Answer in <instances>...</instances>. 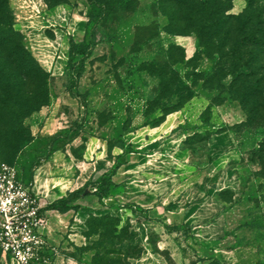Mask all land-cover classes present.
<instances>
[{"label": "rangeland", "instance_id": "rangeland-1", "mask_svg": "<svg viewBox=\"0 0 264 264\" xmlns=\"http://www.w3.org/2000/svg\"><path fill=\"white\" fill-rule=\"evenodd\" d=\"M24 1L9 0L15 28L25 36L49 80L46 105L22 122L32 140L12 158L0 157V163L17 169L23 184L30 188L36 165L52 152L67 150L79 159L85 145L108 147L109 171L116 161L124 162L125 155H110V151L118 153L115 143L121 140L125 146L132 144V153L154 154L151 159L155 162H165L171 155L174 162L200 165L192 173L187 169L179 172L183 180L196 186H210L218 178L231 183V175H236L244 194L242 201L220 211L223 235L214 241L201 237L208 222L203 215L214 206L198 208L200 218L191 225L195 230L187 225H164L166 206L145 213L129 207L131 203L109 206L106 214L118 223L91 221L88 232L79 239L78 249L89 248L83 256L86 261L94 251L121 252L127 241L133 240L141 248L137 258L126 260L116 254L106 258L114 264H223L213 249L249 241L255 237V227L262 225L257 245L261 251L257 256H262L249 259V254L243 253L239 257L264 264V45L242 44L237 50L230 38L221 41L218 37L204 48L193 33H167V17L161 11H168V6L158 0H43L47 7L65 1L73 18L69 25V20H59L55 14H43L44 5L42 9L26 7ZM214 3L224 15H236L245 8L244 0ZM254 7L252 23L259 29L264 0H257ZM89 14L91 23L83 40L86 54L70 59L71 35L67 31L79 38V25ZM221 63L234 68L238 80L231 88L230 77L217 74ZM171 72L192 94L185 103L173 92ZM167 82L171 91L163 92ZM171 105H182L172 112L175 121L163 124L164 117L153 130L157 126L151 125L162 109ZM176 124L179 129L166 127ZM182 131L187 136L198 135L185 141ZM206 132L208 140L200 141ZM116 156L118 160H114ZM219 196L228 201L231 195L221 192ZM122 226L130 236L118 233ZM63 253L79 255L76 250ZM0 264L13 263L0 252Z\"/></svg>", "mask_w": 264, "mask_h": 264}, {"label": "crops", "instance_id": "crops-1", "mask_svg": "<svg viewBox=\"0 0 264 264\" xmlns=\"http://www.w3.org/2000/svg\"><path fill=\"white\" fill-rule=\"evenodd\" d=\"M24 5L26 7L32 6V8L37 5L39 9H42L44 5L43 14L47 16L55 14L59 20H69L68 25L71 19L73 22L71 7L65 1L47 7L43 0H25ZM79 26L80 29L77 32L80 34L79 38H75L72 31H67L75 42L82 38L84 23ZM174 114L166 115L163 124L166 121L168 124L175 121V118H172ZM166 127L176 129L178 124ZM156 129L158 126L153 128V130ZM181 135L187 136L184 131ZM158 138L161 137L158 136ZM181 142L182 140H179V143ZM128 145L133 147L132 144ZM117 150V154L110 151V155L120 154L121 149L118 148ZM153 155L148 152L147 154L138 152L126 154L124 163L111 177L115 187L110 190L102 203H99L92 194L83 195L70 204L77 206L76 210H68L63 213L42 209L52 201L64 197L67 193L80 189L89 178L96 179L106 173L110 167V161L107 158V146L99 144V146L95 145L94 148H89L85 145L79 159L73 158L67 150H57L36 165L29 189L41 208L40 211L44 218L41 232L48 248L46 252L51 256L52 264H88L90 256H88L87 261L83 257L86 255V251L80 255L66 254L63 251L72 250L74 252V248L80 247L79 239L86 231L85 220L89 215L95 217L104 215L109 212V206L116 204L131 203L147 210V212L158 207L164 208L169 204L174 206V209L166 210L164 208L165 212L162 216L164 225H187L190 226L191 230H195L191 225L195 224V220L201 215L198 208L214 206L215 209H206L207 212L203 215L204 221L208 222L202 229L203 232L201 231L203 233L201 237L204 240L214 241L223 235L224 217L220 211L224 206H231L242 201L244 195L238 177L231 175V183H226L227 180L222 183V180L218 178L217 182L210 186L204 187L200 183L199 186H196L197 183H188V180H183V176L179 173L185 169H187L185 171L190 170L187 173L196 171L194 165L186 161L185 164L182 163L184 160L179 163L174 162L171 155L168 156L169 159H164L165 162H155L151 159ZM160 155L162 156V154ZM85 191L87 192V189ZM221 192H229L230 200L223 201L219 196ZM259 205L260 202H258ZM261 218L263 219L262 213ZM262 227V225L255 227V237L249 241L242 244L235 243L234 246L226 249H213V253H219L218 258L223 264H254L252 260L242 261L239 255L248 253L249 259L262 256H257V253L261 252L257 245L260 244L258 233ZM193 233L191 232V234ZM258 263H263V261Z\"/></svg>", "mask_w": 264, "mask_h": 264}, {"label": "trees", "instance_id": "trees-1", "mask_svg": "<svg viewBox=\"0 0 264 264\" xmlns=\"http://www.w3.org/2000/svg\"><path fill=\"white\" fill-rule=\"evenodd\" d=\"M86 1L92 2V0ZM244 1V10L236 15H224L223 10L218 5H215L214 0H158V3L168 6V11H161V14L167 17V33H193L197 43L204 48L213 39L218 37H220L221 41H228L227 39L230 38L235 44V49L238 50L242 44L254 46L264 45V15L262 17L261 14L258 15L260 21H258L257 26H259V29H256V24H253L252 21L256 17L254 15L256 11L254 4L257 0ZM90 23L91 15L89 14L86 16L84 22L81 40L77 42L72 39L68 40V56L70 59L78 55L83 56L86 54L87 45L83 43V40L86 37ZM232 52L234 53L233 49L230 51V54ZM223 56L232 58V55ZM223 56L221 55V58ZM223 64L225 63H221L220 68L216 71L223 78L230 77L229 87L231 88L234 81L238 80V78H235L234 68L228 69V65L225 68ZM76 77L77 74L75 75ZM171 78L170 81L174 85V94L178 95L181 103H185L192 96L188 86L179 79H176L177 74L174 72H171ZM48 80V75L32 56L25 36L15 28L14 14L9 0H0V157L12 158L32 140L22 122L31 113L36 112L39 108L46 105ZM169 82L163 87V92L171 91L168 88V86L170 87ZM184 91L186 92L185 94ZM180 107L182 105L164 107L162 114L155 120L151 127L158 126L166 115L178 111ZM201 123L204 124L202 121ZM197 135L194 133L191 136H187L185 137V141L192 140ZM208 137L209 133L206 132L200 141L205 142L208 140ZM115 146L121 149V155L133 152L129 148L130 146L123 145L121 140L117 141ZM257 147L259 148L260 146ZM190 154H192V151H190ZM118 159L119 156L114 157V160ZM123 163V161H116L106 173L96 179L89 178L80 189L67 193L64 197L52 201L42 210H53L59 213L76 210L77 206H71L70 204L80 196L88 194L94 195L97 201L102 203V200L107 197L110 190L115 187V184L111 181V177ZM193 165L196 168L200 166L198 164ZM18 179L22 182L19 178V173ZM24 185L27 186L26 184ZM88 188H91V191L85 192ZM128 206L137 209L141 213L147 212V210H143L134 204ZM165 209L171 210L174 209V206L168 204ZM91 221H115L116 224L118 223V219H114L108 214L96 217L89 215L85 220L86 231L84 234L88 232ZM101 225L105 226L107 223ZM114 226L111 230L112 232L116 231ZM103 233L104 230H102L100 235ZM118 233L123 234V236H130L125 232L124 226L119 229ZM88 249L74 248V250L79 252V255ZM140 253L141 248L133 240H128L127 245L121 252L105 250L98 253L94 251V254L90 256L88 264H114V262L109 261L106 257L116 254L123 256L127 260L129 258H137ZM124 264H127V262Z\"/></svg>", "mask_w": 264, "mask_h": 264}, {"label": "built area", "instance_id": "built-area-1", "mask_svg": "<svg viewBox=\"0 0 264 264\" xmlns=\"http://www.w3.org/2000/svg\"><path fill=\"white\" fill-rule=\"evenodd\" d=\"M35 196L13 165L0 163V252L13 264H52Z\"/></svg>", "mask_w": 264, "mask_h": 264}]
</instances>
